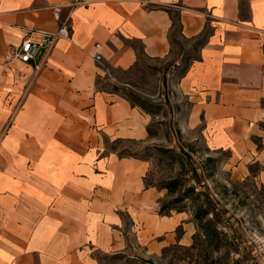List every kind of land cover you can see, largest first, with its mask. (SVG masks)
I'll use <instances>...</instances> for the list:
<instances>
[{"label": "crops", "instance_id": "obj_1", "mask_svg": "<svg viewBox=\"0 0 264 264\" xmlns=\"http://www.w3.org/2000/svg\"><path fill=\"white\" fill-rule=\"evenodd\" d=\"M63 22L69 38L18 61L26 36ZM179 39L196 58L170 77L162 118L245 169L264 122V0H0V264H101L189 242L185 213L159 215L149 162L106 148L156 142L158 115L108 90L94 59L128 73L172 59Z\"/></svg>", "mask_w": 264, "mask_h": 264}, {"label": "rangeland", "instance_id": "obj_2", "mask_svg": "<svg viewBox=\"0 0 264 264\" xmlns=\"http://www.w3.org/2000/svg\"><path fill=\"white\" fill-rule=\"evenodd\" d=\"M176 42L180 45L179 49L176 47L173 51L172 59L151 64L139 62L128 73L113 72L117 81L115 84L104 82L108 90L117 85L121 94L138 97V103L146 112L152 116L158 115L150 127L157 141L151 144L107 141L106 148L108 151L136 154L147 159L149 170L146 181L157 190L162 183L178 174H183L186 186H195L197 191L202 189L205 194L198 203L206 201L207 197L211 200L214 215L224 233L222 246L218 251L210 250L195 226L192 206L187 205L185 223L193 233L187 244L169 245L156 255L146 257L142 246L133 245L130 253L97 258L101 264H264V122L258 125V134L250 139L253 151L252 157L245 160V169L243 163L238 168L239 164L231 159L229 151H210L201 140L188 143L180 139L172 117L162 118L169 111L167 107L171 102L163 92L166 76L170 80L173 73L179 74L189 63L186 43L180 39ZM182 53L184 55L180 57ZM180 60V67L175 70ZM179 146L185 147L190 153L187 156L189 159L182 156L181 163L168 159L167 155L152 148L173 149ZM174 151L179 154L176 149ZM174 197L166 193L159 202H167ZM182 228L176 230L177 236L182 234ZM125 229L128 230L127 224ZM126 230L127 242L135 244L126 235Z\"/></svg>", "mask_w": 264, "mask_h": 264}, {"label": "trees", "instance_id": "obj_3", "mask_svg": "<svg viewBox=\"0 0 264 264\" xmlns=\"http://www.w3.org/2000/svg\"><path fill=\"white\" fill-rule=\"evenodd\" d=\"M201 43H197L195 45V48H197ZM189 57V63H187L182 69V71L177 74L173 73L171 76L172 78L178 76H182L187 69L188 65L192 60H195V56H192V53H187ZM180 63L175 67V70L179 69ZM113 93H118L125 99H127L133 106L139 107L141 110H143L145 113L151 115L150 113L145 111V108H143L138 102V97L133 96H127L125 94H121L119 87L117 85L112 86ZM150 127L148 129L149 135L153 136L150 132ZM155 151L159 152L160 154L167 155L168 159H171L174 162H182V156L185 157V159H189L188 150L183 147L179 146L177 148L169 149V148H163V147H152ZM174 149H176L179 154H177ZM121 157H132L144 161H148L147 159L140 157L136 154H129V153H118ZM195 172V171H194ZM196 175V173H195ZM183 174H178L175 177H171L168 181L165 183H162L161 186L158 187V190H165L167 195L169 196H175L172 200H169L167 202H159V209L158 213L162 216H170L172 213H184L187 209V205H191L193 208L192 218L195 223V226L197 229L202 233V236L205 239V243L210 248L212 252L218 251L221 248V240L224 237V233L222 232L219 222L217 221L215 215H214V209L211 207V200L209 197H207L206 201L198 203V201L201 199V197L205 194L202 189L197 191V188L195 186H186L185 180L182 178ZM144 185L146 188H154L155 186L152 184L147 183L146 181V175L144 178Z\"/></svg>", "mask_w": 264, "mask_h": 264}, {"label": "built area", "instance_id": "obj_4", "mask_svg": "<svg viewBox=\"0 0 264 264\" xmlns=\"http://www.w3.org/2000/svg\"><path fill=\"white\" fill-rule=\"evenodd\" d=\"M56 18L58 20L59 18L58 14H56ZM66 22H63L61 26L58 28V30L55 32H48L45 30L34 31V33L40 37L38 40H34L30 35L26 36L21 42V45L15 57L18 59L19 62L23 64H28L34 59L39 48H42L46 52H49L59 39L69 38V27ZM94 59L97 63L101 65L103 80L105 82L115 84L117 81L113 75V71L109 67L101 64L102 59L99 55H96ZM169 91H170V80H169V76L167 75L163 92L165 93L164 95L167 97V99L170 101Z\"/></svg>", "mask_w": 264, "mask_h": 264}]
</instances>
